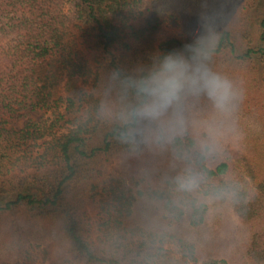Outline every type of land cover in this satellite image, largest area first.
Listing matches in <instances>:
<instances>
[{
  "label": "trees",
  "instance_id": "1",
  "mask_svg": "<svg viewBox=\"0 0 264 264\" xmlns=\"http://www.w3.org/2000/svg\"><path fill=\"white\" fill-rule=\"evenodd\" d=\"M201 14L230 21L196 47L233 111L189 95L170 142L129 143L114 73L187 57ZM0 264H264V0H0Z\"/></svg>",
  "mask_w": 264,
  "mask_h": 264
},
{
  "label": "clouds",
  "instance_id": "2",
  "mask_svg": "<svg viewBox=\"0 0 264 264\" xmlns=\"http://www.w3.org/2000/svg\"><path fill=\"white\" fill-rule=\"evenodd\" d=\"M229 23L215 26L204 15H197L191 30L184 35L190 46L187 57L165 55L150 70L137 76L119 71L114 73L124 135L129 143H136L137 137L146 138L157 146L170 142L184 129L182 105L189 95L206 98L219 116L226 117L233 111L238 96L234 82L225 73L210 67L207 57L196 47L202 35L209 42L214 41ZM173 27L179 28V25L174 24ZM215 132V125L209 124V137H213ZM209 145L210 141L202 147ZM185 183L190 187L195 180L188 178Z\"/></svg>",
  "mask_w": 264,
  "mask_h": 264
},
{
  "label": "rangeland",
  "instance_id": "3",
  "mask_svg": "<svg viewBox=\"0 0 264 264\" xmlns=\"http://www.w3.org/2000/svg\"><path fill=\"white\" fill-rule=\"evenodd\" d=\"M171 35H172V27L167 22H165L159 28V31L157 34V39H158V41H162ZM31 115L36 120L40 119V115L37 113H32ZM22 123H23V119L15 120V121L8 120L4 123V127L5 128H12L14 130H18L22 126Z\"/></svg>",
  "mask_w": 264,
  "mask_h": 264
}]
</instances>
